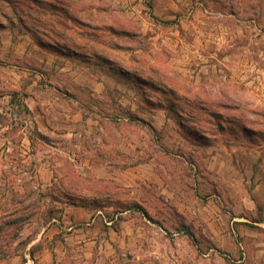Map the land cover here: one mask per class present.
I'll use <instances>...</instances> for the list:
<instances>
[{
	"label": "rangeland",
	"instance_id": "1",
	"mask_svg": "<svg viewBox=\"0 0 264 264\" xmlns=\"http://www.w3.org/2000/svg\"><path fill=\"white\" fill-rule=\"evenodd\" d=\"M155 1L64 0L66 20L69 17L74 18L73 22L78 26L77 32L79 28L91 30L94 34L93 41L100 40L96 36L107 32L106 34L104 32L105 36L102 39L106 41L103 52L97 49L83 51L82 46L76 44V48L82 54L87 52L94 56V53L99 52L100 55L111 58L108 69L103 67L101 69L97 65L87 67L86 70H89L93 79V87L97 86L102 75H106V71L114 78L122 80L121 85L108 81L106 87L110 100L107 105L97 104L102 108V112L107 113V118L101 125L105 130L104 139L109 140L108 146H104L108 157L105 159L98 156L92 160L95 163L108 162L109 166L103 168L96 166L99 168L97 170L94 168L93 172L85 165L76 171V167L66 164L60 167L58 172L61 178L59 183L51 187H42L39 166L37 167L36 163L39 162L38 157L45 159L52 151L40 149L39 139H36L34 151L36 153V149H40L41 152L30 159L21 155L23 152L19 145L21 133L15 131L9 135L15 144L6 143V138L0 135V264L1 262L17 264V256L21 262L30 248L31 241L36 239L47 225L54 209L62 206L65 201L99 205L110 218L119 215V219L113 224L115 226L120 223L123 216L130 218L128 235L133 233V224L138 223L142 226V222H147L151 227L150 229L142 227L141 231L144 233L142 243L136 250L141 259H151V264H220L224 252L221 249L219 252L210 251L214 239L208 234L204 224L197 222L199 228H195L196 238L189 227L186 226L183 230V217L174 202L190 201L188 199L192 194L207 190L210 186L206 181L193 177L195 169L193 163L198 162L195 154H198L200 161L204 158L210 159V152L215 149L213 146L208 149L203 147L196 149L186 140L187 137L189 140L202 141H214V137H217L223 144V141L227 143V140L232 139L238 147L236 152H240L247 146L236 138L239 133L235 135L230 132L231 126L242 130L245 126L249 127L250 130L245 132L247 134L251 129L264 132L262 88L246 85L239 77L237 79L231 77L226 70L214 72L212 63L217 59L213 55L212 45L217 46L219 43L211 42L217 30L224 32L223 39H226L221 42L217 56L225 62H229L230 58L236 59L238 63L244 61L246 55L242 51L237 52L236 56H228L236 50L231 43L243 44L240 42L243 34L237 25L240 22L237 21V17L264 19V0H198L203 2L199 5L195 4L196 0H177L180 8L175 9H172L174 4L169 7L168 0ZM165 4L174 12L172 22L167 19L172 12L166 9ZM46 10L50 14L57 13L50 7ZM46 10L43 12L48 13ZM140 10L143 15L141 19H144L143 24L138 19ZM189 10H192V14L185 17L190 18L189 21L184 20V17L182 21L179 16L188 14ZM219 11L223 14H218ZM50 19L44 25L40 24V0H0V63L21 61L27 67L24 84L31 80L30 76H35L30 69H40V48L33 47L40 43V28L56 31L55 33L60 36L62 33H68L67 24L69 25L71 21L59 22L57 17V22ZM200 19L203 21L200 22ZM112 26L134 32L144 27L148 28V33L143 37H119L111 33ZM196 28L203 29L205 35L212 36L206 38L205 55L190 54L179 46L178 50H172L162 42L166 34L175 36L179 31L181 34L179 33L178 38L186 39L189 35L185 32ZM152 31L163 35L151 38L150 35L154 34ZM255 41L254 44L257 45ZM17 42H22L26 44L25 46L26 42H29V46L32 47L31 54L25 57L26 59H19L20 55L17 57L18 60L15 58L17 54L12 47L16 46ZM139 42L141 49L135 47ZM120 45L129 49L123 48L124 52L119 48ZM18 51L21 52L22 47ZM198 62L209 65V69L201 72L205 74L202 80L199 79L201 74H197ZM3 72L5 73L4 69L0 70V81L6 77V73ZM77 75L84 78V70ZM88 75L90 76L87 73ZM229 78L232 79V83L229 82ZM201 82L203 83L200 84ZM198 89L204 94H200ZM9 91L13 92L10 88ZM141 94H144L145 99L140 98ZM228 96L237 100L236 103L230 102L233 105L229 107L225 105V98ZM24 109L26 110V107ZM30 119L32 118L26 115L17 118L16 121L26 124V120ZM221 122L229 126V130L218 129ZM29 124L34 125L32 122ZM16 126L19 125L15 124L14 127ZM96 141L99 142L100 138L94 139L93 144ZM222 143L215 144L221 148L220 157L228 155ZM249 146L250 152L258 154L257 144L249 143ZM260 149L264 153V144ZM96 152L94 150L95 154ZM115 159L121 160L122 163H114ZM150 159L151 168L142 167V174L149 175L154 169L162 178L159 183L149 180L134 183L131 171L124 181H117L111 177L104 181L95 176L100 172L105 175L106 168L109 173H114L119 167H128L137 161L149 162ZM200 182L206 183L207 186L201 185ZM89 189L102 195L90 196ZM50 194L51 196H48ZM136 204L140 206L129 209ZM119 211L125 212L124 215L116 213ZM144 211L149 216H146ZM77 252L79 254L75 255ZM96 254L97 251L87 257L82 249L71 250L70 255L73 258L62 260L59 264H97ZM116 257L114 264H130L132 261L119 250ZM30 264L42 263L38 260Z\"/></svg>",
	"mask_w": 264,
	"mask_h": 264
},
{
	"label": "crops",
	"instance_id": "2",
	"mask_svg": "<svg viewBox=\"0 0 264 264\" xmlns=\"http://www.w3.org/2000/svg\"><path fill=\"white\" fill-rule=\"evenodd\" d=\"M64 4V0H40L41 25L51 20L50 18L54 22H71L69 25L67 24L68 33H62V36L56 34V31L40 28V43L33 46L40 48V69H30V72L34 73L35 76H30L31 80L28 84L23 82L27 67L21 61L9 64L0 63V70L4 69L6 73V77L0 81V89L2 90L0 92V135L6 138V143L15 144L9 135L15 131L21 133L19 142L20 149L23 151L21 155L28 156L30 159L38 155L42 148L52 151L45 159L37 156L39 162L36 164L37 167L39 166L38 171L42 187H51L59 183L61 178L58 172L60 167L66 164L76 167V171L80 166L85 165L91 168L93 172L99 168L96 166H100V168L109 166L108 162L99 161L95 163L92 160L98 156L105 159L108 157L104 146H108L109 140L104 139L105 130L101 125L102 121L107 118V113L106 111L102 112V108L98 105H107L110 100L108 87H106L108 81H114L113 83L116 85L122 84L120 78H114L106 71V75H102V79H98L97 86L93 87V79L89 70H86L87 67L97 65L101 69L102 67L108 69L111 58L100 55L99 52L94 53V56L87 52L82 54L76 48V44L81 45L83 51L89 52L97 49L103 52L106 41L102 39L105 36L104 32L105 34L107 32L104 31L96 36L100 39L96 41L92 39L94 34L91 30L79 28L80 30L77 32L78 26L73 22L74 18L69 17L70 20H66L64 14L67 12L64 9ZM173 4L174 8L172 9L180 8L177 0H168L169 7ZM195 4L199 5L203 2L196 0ZM48 7L53 8L57 13L50 14L46 10ZM165 7L168 9L167 4ZM157 9L160 10L158 7ZM43 10L48 11V13L43 12ZM168 11L172 12V15L167 19L171 20L174 17V12L170 9ZM191 14L192 10H189L188 14H181L179 17L181 20L184 17V20L189 21L190 18L185 17ZM218 14L223 13L219 11ZM142 17L140 10L138 19L141 24L144 23ZM201 21L203 19H200ZM237 21H240L237 25L242 30L243 38L240 42L243 44L231 43L230 45H233L236 50H233L228 56H236L237 52L241 53L240 51H242L245 53L246 59L238 63L236 59L230 58L229 62H225L217 56L221 49V42L226 39H223L222 33L224 32L217 30L211 41L219 43L217 46L212 45L213 55L217 59L212 63L213 70L216 73L226 70L231 77L235 79L239 77L246 85L260 86L262 88L261 95L264 99V19L247 16L246 18L237 17ZM190 22L194 23L193 21ZM80 24L87 26L85 23ZM58 27L60 28L59 23ZM155 32L152 31L154 34L158 33ZM147 33L148 28L141 27L140 30L135 31V36L143 37ZM179 33L181 34L180 31L178 35ZM185 33L189 35L186 39H179L177 33L175 36L166 34L165 38H162V42L172 50H178L177 47L179 46L190 54L205 55L206 38L212 36L210 34L205 35L203 29L199 28ZM154 34L153 36L151 34L150 37L163 35L154 36ZM254 41L258 44H254ZM26 43L27 46L22 42H17L16 46L12 47L14 53L17 54L15 55L16 59L19 57L18 55L21 56L19 59H26L25 57L31 54L32 47L29 46V42ZM21 47L22 51L19 52L18 49ZM119 48H122L123 51L129 49L121 45ZM196 68L197 74H201L205 69H209V65L198 62ZM82 69L84 70V78L77 75L83 72ZM5 73L3 72V74ZM87 73L90 76H87ZM203 75L205 74L199 76L201 77L200 80L203 79ZM229 82L232 83L231 78H229ZM9 88L13 92H10ZM140 98L145 99L144 94H141ZM25 107L28 112L24 109ZM26 115L32 118L30 121L26 120V124L16 121L17 118L26 117ZM30 122L34 125H30ZM15 124L19 126L14 127ZM224 129L229 130V126H225ZM230 132L235 135L239 133L236 138L242 144H247H244L247 147L236 152L237 144L232 139L227 140V143L223 141V144L217 140V137H214V141L189 140L188 137H184L196 149L202 147L208 149L212 146L215 149L210 152V159L204 158L200 161L198 154H195L198 162L193 163L195 168L193 169V177L206 181L210 186L207 190L192 194L188 199L190 201L176 200L174 202L173 199L172 201L182 214V224L191 229L194 238L197 237L195 228H199L197 222L204 224V228L214 239L210 251L217 250L219 252L221 249L224 252L220 264H264V153L260 149L264 144V132L254 130L249 135L241 128L232 126ZM97 137L100 138V141H96L94 143L96 146H94L93 140ZM36 139H39L40 149H36L35 153L34 143H36ZM249 139L250 141H248ZM217 143H222L226 147L228 155L219 156L221 148L215 146ZM249 143L257 144L259 147L258 154L249 151L251 148ZM8 148H10L9 145ZM167 148L169 147L167 146ZM94 150L97 151L96 154ZM118 155H122V153H118ZM83 160H85L84 163H82ZM120 161L115 159L114 163H122ZM147 166L151 168V159L149 162L137 161L128 167H119L114 173H109L106 168L105 175L100 172L95 176L104 181L109 180L110 177L117 181H124L126 175L129 177L128 172L131 171L134 183L148 180L159 183L162 178L154 169L149 172V175L142 174V167ZM200 183L207 186L206 183ZM88 191L90 192L89 195L93 197L102 195L93 189ZM116 213L124 215L125 212ZM49 218L50 220L40 231L38 237L31 241L30 248L22 257V261L20 260L21 262L17 256V264L36 263L38 260L42 264H59L62 260L73 258L70 251L77 249L78 251L82 249L87 257L97 251V264H114L117 260L118 250L122 251V255L132 259L130 264H151V259H141L136 250V247L142 243L144 234L141 231L142 227L147 229L151 227L147 222H142V226L138 223L133 224V233L128 235L130 218L123 216L120 223L115 226L113 224L116 219H119V215H116V218H110L104 208L100 206L83 205L75 201L63 202L62 206H57L54 209ZM162 229L165 230L163 227ZM36 245L38 246L35 247ZM34 247L35 249H33Z\"/></svg>",
	"mask_w": 264,
	"mask_h": 264
},
{
	"label": "trees",
	"instance_id": "3",
	"mask_svg": "<svg viewBox=\"0 0 264 264\" xmlns=\"http://www.w3.org/2000/svg\"><path fill=\"white\" fill-rule=\"evenodd\" d=\"M8 2H10L11 3V1H8ZM105 10V9H104ZM106 11V10H105ZM15 12H17L16 10H15ZM108 13V12H107ZM20 19H23L22 17H20ZM106 20V19H105ZM113 27V26H112ZM111 33H115L116 35H118L119 37H125V36H129V37H131V38H134V37H136L135 36V32L134 31H130V30H124V29H119V28H115V27H113V28H111ZM133 48H139V47H141V45H140V42H139V45H136L135 47L134 46H132ZM142 48V47H141ZM166 66H164V68H165ZM169 70H170V68H169ZM198 92L200 93V94H204L203 92L201 93L200 91H199V89H198ZM232 100V101H231ZM230 102H234V103H236L237 102V100H234L233 99V97H226L225 98V105L226 106H232L233 104H230ZM211 115H213V114H211ZM262 115H264V112H263V114ZM224 127H225V124L224 123H222L221 122V124H219V127H218V129H222V130H225L224 129ZM246 130H250V128L249 127H244V129H243V131H245V132H247ZM253 130L251 129V131L250 132H252ZM97 206H99V205H97ZM137 206H140L139 204H136V205H134V206H131V207H129V209H132V208H134V207H137ZM144 213H145V215L146 216H149V214H147V212H145L144 211ZM183 226V230H185V225L184 224H182ZM35 249V248H34Z\"/></svg>",
	"mask_w": 264,
	"mask_h": 264
}]
</instances>
